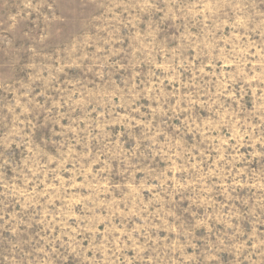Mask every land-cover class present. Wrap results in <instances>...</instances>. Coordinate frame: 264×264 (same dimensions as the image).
I'll use <instances>...</instances> for the list:
<instances>
[{
  "label": "rangeland",
  "instance_id": "1",
  "mask_svg": "<svg viewBox=\"0 0 264 264\" xmlns=\"http://www.w3.org/2000/svg\"><path fill=\"white\" fill-rule=\"evenodd\" d=\"M0 264H264V0H0Z\"/></svg>",
  "mask_w": 264,
  "mask_h": 264
}]
</instances>
